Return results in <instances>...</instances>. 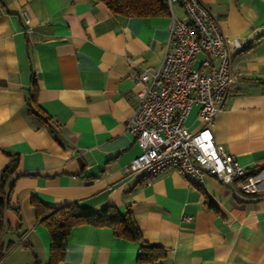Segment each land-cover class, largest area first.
<instances>
[{"label": "crops", "instance_id": "crops-1", "mask_svg": "<svg viewBox=\"0 0 264 264\" xmlns=\"http://www.w3.org/2000/svg\"><path fill=\"white\" fill-rule=\"evenodd\" d=\"M200 1L244 44L231 54L236 82L212 132L253 171L264 167V0ZM170 30L169 15L118 16L95 0H0V180L20 158L0 264H50V234L33 200L130 209L144 241L166 251L161 264H264V192L245 195L211 177L198 189L176 169L150 180L127 171L141 154L128 129L140 90L131 73L161 65ZM33 78L51 127L29 114ZM198 112L185 122L191 133L203 127ZM140 251L112 229L82 225L59 264H138Z\"/></svg>", "mask_w": 264, "mask_h": 264}, {"label": "built area", "instance_id": "built-area-1", "mask_svg": "<svg viewBox=\"0 0 264 264\" xmlns=\"http://www.w3.org/2000/svg\"><path fill=\"white\" fill-rule=\"evenodd\" d=\"M162 4L171 18V30L161 65L131 73L140 90L128 129L141 154L127 171L150 180L176 169L198 189H205L206 178L211 177L239 193L262 194L264 168L252 173L243 167L216 143L212 132L236 82L231 54L244 44L224 35L200 0H162ZM176 6L183 9L180 17ZM24 18L30 21L28 13ZM194 107L199 108L203 123L198 133L185 126Z\"/></svg>", "mask_w": 264, "mask_h": 264}, {"label": "trees", "instance_id": "trees-1", "mask_svg": "<svg viewBox=\"0 0 264 264\" xmlns=\"http://www.w3.org/2000/svg\"><path fill=\"white\" fill-rule=\"evenodd\" d=\"M104 4L109 11L118 16L129 18H157L169 15L162 0H95ZM37 81L33 78L28 90L27 107L29 114L51 127L52 120L37 103ZM20 164L19 157H12L4 169L0 180V233L5 229L4 215L9 208V196L13 181ZM264 167H256V173ZM37 221L49 232L51 238L50 264H59L65 257L71 231L78 226L87 225L94 228L112 229L115 236L141 245L137 257L138 264H154L166 257V251L159 246L147 244L130 209L121 214L116 207L107 206L99 211H81L70 205L60 208H49L33 200Z\"/></svg>", "mask_w": 264, "mask_h": 264}, {"label": "rangeland", "instance_id": "rangeland-1", "mask_svg": "<svg viewBox=\"0 0 264 264\" xmlns=\"http://www.w3.org/2000/svg\"><path fill=\"white\" fill-rule=\"evenodd\" d=\"M198 59L200 60L201 59V56H199Z\"/></svg>", "mask_w": 264, "mask_h": 264}]
</instances>
